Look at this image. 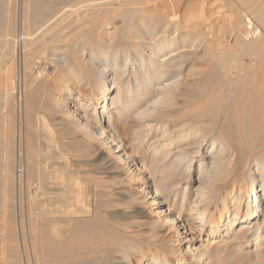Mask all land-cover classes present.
Masks as SVG:
<instances>
[{"label": "bare ground", "instance_id": "6f19581e", "mask_svg": "<svg viewBox=\"0 0 264 264\" xmlns=\"http://www.w3.org/2000/svg\"><path fill=\"white\" fill-rule=\"evenodd\" d=\"M175 1L137 0L125 6L121 0H21V3L16 1L20 7H16V4L15 8L18 9H15L13 0H0L2 44L10 41L18 25L22 31L23 28L33 32L54 30L56 38L62 36L64 41L71 38V44L68 45L62 42V45L58 44V40H44L45 43L50 42V45L35 50L37 56L38 53L48 55V60L58 64L65 75L59 96L49 90L47 95L44 94L46 98L43 99L44 96L39 103L27 100V130L34 127L39 131L45 130L50 122L47 112L54 110L58 116L62 115L58 117L61 121L59 123L63 124V120L74 123V132L80 133L79 140L95 138L101 144L112 143L114 147L110 146L109 151H112L114 158L125 166L127 172L139 171L140 177H143V164L131 158L126 150H133L142 136L156 128L158 120L178 122L177 126L169 127L171 129L167 128L156 136L154 141L159 143L149 148L151 152L148 158L155 161L152 164V170L156 173L154 177L159 178H154L152 182L142 178L145 195L149 200L147 204L155 206L152 211L157 214L156 222L159 224L153 225L143 220L138 225H132L123 224L120 220L126 217L143 218V212L139 210L141 207L132 206L127 209L121 205L120 208L114 204L116 199L107 196L108 193H101L103 198H97L96 181L82 178L79 171L81 165L76 157L69 159L58 150L59 145L54 140L58 138L57 134L54 137L51 132H45L47 134L43 133L44 136H35L28 131L24 133L23 142L21 134H17L16 141H13V131L6 125L8 117H1L0 191L5 196L12 190L10 178L13 176L10 168L15 153L24 166L28 189H32V192H28H31L28 206L29 247L22 248L21 259L13 264H239L248 258L244 254L246 252H242L244 242H252L254 246L264 242V33L257 26L264 27V0H256L255 5L252 4L254 0H247V12L244 11L246 13H242L232 23L235 46L229 49L228 42L224 45L219 39L217 46L214 42L215 47L206 48L207 53L204 51L208 57L203 64H192L185 70L186 76L193 78L194 88L184 107L179 109L174 107L173 100L182 82L180 78L184 68L181 58L189 51L188 47H196V43L190 46L183 44V35L179 31L199 30L203 36L199 37L202 42L206 40V30L202 22L193 17L195 14L191 16L181 12L183 17L177 19ZM138 11L152 12L154 17L142 27L131 25L130 15ZM116 15L122 17L119 21L121 25L111 32L108 29L115 26ZM20 36L22 40L25 38L24 35ZM28 37L25 39L27 42L30 40ZM165 49H170L167 54L157 55ZM240 55L248 56L250 60L242 61L238 57ZM22 65L33 69L28 62ZM31 69L28 74L33 73ZM35 75L40 76L39 71L32 77L36 78ZM73 84L92 90L87 101L78 102L84 105L82 111L72 103ZM56 86L58 88L60 85ZM13 88V80L0 72V96L4 95L8 101H12L13 93H16ZM87 107L89 113L86 112ZM125 110L140 125L131 131L128 146L119 140L115 124L109 121V118L114 121L122 119L119 115ZM88 114L91 120L82 122ZM153 115L160 119H155ZM41 139L45 140L44 144ZM209 140L208 154L203 153L202 149ZM176 143L181 145L171 156V150H163ZM149 147H152V143ZM184 152H191V155L186 159V167L180 174L182 177L191 170L193 163L196 164L194 169H205L204 173L199 174V184L195 188L191 206L187 209L190 215L192 212L197 214L194 217L197 224L193 231L198 236L203 233L211 238L220 237L223 232H231L233 237L227 242L212 239L211 242L203 243L199 239L196 244L195 235L181 216L183 204L175 215L166 206L167 198L163 194L167 187L164 183L167 175L179 168ZM189 176L184 179L179 176L175 184L185 183L183 189L187 190ZM118 192L112 195L121 193ZM123 198H119L120 201ZM4 204L6 202L2 198L0 205L3 208ZM235 225H238L237 228ZM166 228L168 231L165 234L173 233L178 248L170 246L173 239L169 238V234V240L159 234ZM180 228L189 231L181 239ZM1 229L0 241L4 243L7 235ZM260 249L256 250V259H262V256L257 257ZM27 253L28 258L25 256Z\"/></svg>", "mask_w": 264, "mask_h": 264}, {"label": "rangeland", "instance_id": "374dc122", "mask_svg": "<svg viewBox=\"0 0 264 264\" xmlns=\"http://www.w3.org/2000/svg\"><path fill=\"white\" fill-rule=\"evenodd\" d=\"M16 1L21 3V0H13L14 8H15L16 4H17L16 7H20V5H19L20 3H16ZM132 1H137V0H121L123 5H125V6L131 4ZM255 1L256 0L253 1V3H252L253 5H255ZM203 2H202V0H176L174 2V8L177 11V16H178L177 19H179L180 16L183 17V13L185 15L191 14V16H193L195 14L193 17H195V19L198 20V22L201 21L203 24L202 27L205 28V30H206L205 31L206 40L202 41V42H201L200 38H203V36L199 30L195 31L193 29H185V30L181 29L179 31L183 35V39H181L183 44H188L190 46L191 44L196 43L195 46L197 47V45H198V47H197V49L194 46L191 48L188 47L189 49L188 48L187 49L189 51H186L185 53L183 52L185 55L183 58H181V61H183L182 64H183L184 70L182 71L183 74H181V75L184 78L183 79H182V77L180 78V80H182L183 83L180 82L181 86L180 85L178 86L177 95L174 96L173 103H174V107L176 109H179V107L180 108L184 107V105L186 104L185 102L189 98L188 95H190V91H192L191 89L194 88V85L192 84L193 78L192 77L188 78L186 76V71L189 69V66H191L192 64H197V65L203 64L205 62V59L208 57L206 54L207 50L212 48V47H215L214 45L216 43H217L216 44V46H217L219 39L222 40V44L224 43V45H225V43L227 44V42H228L229 46L227 45V48L229 47V49H231L233 46H235L234 45V36H235L234 33L235 32L232 30V23L236 19H238V16H241L242 13L247 12L246 11L247 10V0H203ZM200 5H202V6L204 5V6L202 7ZM185 6L188 8H186ZM197 6H198V8L200 6V8H199L200 10L197 8ZM191 8L194 11H192ZM204 8L205 9L207 8L206 12H204L205 11ZM15 9H18V8H15ZM195 9H197V10L195 11ZM188 10H190L191 13L190 12L187 13ZM198 11H199V13H198ZM244 11H246V12H244ZM181 12H183V13L181 14ZM198 14H200V15H198ZM137 15H139V16H137ZM209 15H211V16H209ZM152 16L154 17V14L152 12L149 13V12L138 11L135 14L130 15L131 21H132L131 25L133 24L137 27L140 25L142 27V25L144 23L153 19ZM201 17H202V19H199ZM121 19H122V17L120 15H116L115 16V26L116 27L115 26L110 27L108 30L113 32L114 28L116 29V28L120 27L121 22H119V21H121ZM133 19H134V21H133ZM253 21H254V23H256L255 17H253ZM16 25H18L17 22H16ZM18 26H20V25H18ZM18 26H15V29L12 32L13 35L11 34L12 38L10 37L9 38L10 41H7L8 44L7 43L2 44L1 43L2 41H0V43H1L0 48L1 47L3 48V49L1 48V50H0L1 51L0 52V60H1L0 62L2 63V64L0 63V72L2 75L6 74V76L8 78L13 80V87H14L13 90L16 92V93H13V96H16V97L12 96V98H11L12 101H8L4 95L0 96V118L1 117H3V118L8 117L7 118L8 122H6V125L11 127L10 129L13 131V141L14 140L16 141L17 134H19V135L21 134V138H22L21 142H23V137L25 136L24 133H27L28 131L31 132V134H33L35 136H44L45 134H47L45 132H51L52 135H54V137L55 136L57 137V135H58V138H54V140H56V143L59 145L58 146L59 148L57 147L58 150L62 152L63 156L68 157L69 159H74L76 157L75 159L77 161H79V163L81 165L79 167V171H80V176H82V178L93 179L96 181L95 188H96V191L98 193L97 198H103L101 193H108L107 196H109L110 198L116 199V202L114 204L120 208H122V206H123V208H127V207L130 208L132 206H137L138 208L141 207L139 210L141 212H143V214H142L143 218H135L134 217L135 218L134 219V218H127L126 217V218H123L122 220H120V222H122L123 224H132V225L137 224L138 225L139 222L144 220V221L152 223L153 225L159 224V222H156V219H158V216H157V214L155 215V213L153 212L155 209V206H150V204H147V203H149V200H147V196L145 195L146 190H145L144 185L142 184V180H143L142 178H147V180L150 179L149 180L150 182H152V180L154 178H156V177H154L156 174L155 170H152V169H154L152 164H154L155 161L152 160L151 158H148V156L150 155L151 149L154 148L159 143V141H154V139L157 138L159 136V134L162 133V131L164 132L165 130H167V128L171 129L174 126H177L178 122L177 121L176 122L162 121L158 116L153 115L152 117L155 116L156 117L155 119H160V120H158L159 124L156 126V128L154 127L153 130L147 132L144 136H142L140 138V140H138V142L136 143L133 150H130V148L126 150V152L129 155H131V158L135 159V161H137V162L140 161L143 164V171H144L143 177H140V174L138 173L139 171L133 170V171L127 172L126 168H124L125 166H123L117 159L114 158L112 151H109V147L111 146L112 143L101 144V142L100 141L98 142V140H96L95 138H94V140L93 139L79 140L80 133L74 132V123L73 122L68 123L66 120H65V122H67V123H65L64 120L62 121L63 124L59 123L61 121H59L60 118H58V117H60L62 115L58 116V114H55L54 110L47 112V118H49L48 121H50V122H48L49 126L45 130L39 131L40 129H38L36 127H34L35 129L32 128V129L27 130L25 127L26 126L25 124L27 121V119L25 120V113H27L26 111L28 110L27 100H34L37 103H39L40 101H42V98L45 95H47V92L49 90L55 92L56 96H59L61 93L60 91L62 89L61 83H62V80H64V75H65V72L62 71L63 69L58 64L52 63V62H50V60H48V58H47L48 55H45V54L42 55V53H40V54L38 53V56H37L36 55L37 52L35 50L38 51V49L39 50L41 49L40 47H43L44 45H47V46L50 45V42L52 40H58L59 41L58 44L62 42L63 45H66V43L68 45L71 38H68L67 40L64 41L62 39V36L58 37V38L55 37L57 33L54 34L55 33V32H53L54 30H51L52 33L50 31L42 32V31H38V30L33 32L30 30H27V28H23V31H22V29L21 28L19 29ZM135 26H133V27H135ZM257 26L264 33V27L262 28V26H260V25H257ZM209 28H210V30H209ZM131 29H133V28L131 27ZM230 29H231V32H230ZM19 30H21V31H19ZM16 31H17V33H16ZM23 33H25V34H23ZM27 33H29V34H27ZM64 33L65 32L63 31L62 32L63 36H64ZM232 33H233V37H232ZM20 34L22 36L23 35L25 36V38L23 39L24 41L22 39H20L21 38ZM48 35L51 37H49ZM44 36H47L48 38L47 37L44 38ZM103 36H105V35H103ZM27 37L30 39L28 42L25 40ZM211 37H213V38H211ZM16 38H18V39H16ZM105 38H107V36H105ZM49 39H50V42L47 43L49 41ZM41 40H43V41L45 40L47 42L45 43V41L43 42ZM34 41H38V43L34 42ZM40 41H41V43H40ZM214 42H215V44H214ZM62 43H61V45H62ZM13 44H15V45L12 46ZM69 44H71V42ZM3 45H5V46H3ZM17 45H18V47H17ZM30 45H32V46L30 47ZM28 46H29V48H28ZM17 48H19V51ZM23 48H24V50H23ZM31 48L33 49L32 52H30L32 50ZM206 48H207V50H206ZM28 49H30V50L28 51ZM25 50H26V53H25ZM169 50L170 49H165V50L159 52L157 55L163 56L164 54H167ZM204 51L206 52L205 54H204ZM12 52L14 55L12 54ZM194 53L197 56L194 55ZM24 54H26V55H24ZM31 56H33L32 57L33 59L31 58ZM146 57H148V56H146ZM196 57H197V59H196ZM238 57L242 61L246 60L245 62H248L250 60V58L248 56H245V55H240ZM2 58H3V61H2ZM28 59H29V61H28ZM41 59L43 61H41ZM32 60H33V62H32ZM37 60H38V62H37ZM109 61H110V59H109ZM27 62L30 64V66H32L33 69L27 68V66L22 65V64L27 65ZM41 62L42 63L44 62V64H42ZM37 63H39L38 67H37ZM2 65H4V66H2ZM33 66H35V68ZM57 68H58V70L56 71ZM29 69H31V71L33 72V73H29L30 75L28 74ZM1 70L3 71V73ZM41 70H44V71L40 72ZM121 70H122V68L119 69V72ZM38 71L40 73V76L35 75L38 78L37 77L33 78L34 73L37 74ZM9 73L11 74L10 77H9ZM25 73H27V75H25ZM28 75H29V77H28ZM56 75H57V77H56ZM61 75H63V76H61ZM15 76H16V78H15ZM7 80H9V79H7ZM113 82H115V81H113ZM44 83H46V84H44ZM56 85H60L61 87L58 86V88H59L58 89ZM80 86H82V85H74L73 84L71 86L72 91H73V95H74V97L72 99V103L75 105V107L78 110L81 109V111H82L84 105H79L78 102L87 101V99H89L90 96L92 95V90L90 88L88 89V87L83 86L84 87L83 88ZM42 89H43V91H42ZM181 89H183V90H181ZM184 89H185V91H184ZM21 93H23V94H21ZM15 94H17L18 96ZM24 95H25V97H24ZM14 98H16V100H14ZM45 98H46V96L43 99H45ZM6 103L7 104L9 103L8 104L9 106ZM14 103L18 104V105H15ZM12 105L14 108L12 107ZM8 108H9V110H8ZM88 110H89V107H87L86 112ZM13 111H15L16 114ZM9 112H10V114H9ZM53 112H54V114H53ZM87 113H89V112H87ZM4 115H5V117H4ZM32 117H33V115L31 116V118ZM26 118H28L27 115H26ZM86 118L87 119H85L82 122L91 120L90 115L87 116ZM119 118H122L123 120L117 119V121H114L112 118H109V121L111 124H115V128H116L115 133L118 137L120 136V138H121V139L119 138V140L122 143L124 142L123 143L124 146H128V144L131 141L129 138L131 135V131L134 128L137 129L140 125L138 122H136V120L134 118H131V116L128 114L127 110H125L123 112V114L121 113L119 115ZM2 121H3V119H2ZM165 122H166V125H165ZM102 123L104 124V121H102ZM105 124H107V123H105ZM169 127H171V128H169ZM43 133H45V134H43ZM55 134H57V135H55ZM61 134H62V136H61ZM65 135H66V137H65ZM60 139H63L64 141H62V140L60 141ZM41 140H42V144H44L45 140H43V139H41ZM54 140H51V141H54ZM69 141H70V143H69ZM164 141H166V140H164ZM164 141H162V142H164ZM150 143H152V147H149ZM209 143H210V140H209V142H207V144L202 149L203 153L208 154V144ZM78 145L80 147H78ZM180 145H181V143H176L174 145H171L169 149L165 148L163 150L164 151L165 150H171L172 151L170 153V156H171V154H174L173 152L175 151V149H177L178 146H180ZM111 147H114V145H112ZM149 148H151V149H149ZM190 155H191V152H184L183 153V160L180 163L181 166L179 165V168H178L179 170L177 169L175 171H172L170 173V175H167L168 180L166 179L165 183H164L165 187H167V190H165L164 194H163V196L166 197L167 201H168V202L166 201V204H167L166 206L168 209H170L171 214L175 215L176 213H178V211H180L179 210L180 206H181V204H183V210L181 211V216H182L183 220H185L186 224H188L187 226H189L190 229L192 230L191 232H193V235H195L196 241H194V242L196 244H197L199 239L202 240L203 243L211 242L212 239H214L213 241H216V242H218V241L227 242L233 237L231 232L228 234H224V232H223V234L220 237L217 236V237L211 238V237H206L203 233H201L198 236V235H196V232L193 231L194 225L197 224L194 221L195 220L194 217H196L197 214L195 212H192L190 215V213L188 212L189 210H187V209L191 206V201H192V198L194 196L195 188H196L197 184H199V180H200L199 174L204 173L205 169L204 168H198V167H196L194 169V166L196 164L193 163L191 166V170L185 172L183 174V177H182V175H180V174H182L184 172L183 170L186 167V164H187L186 162H187ZM138 156H139V158H138ZM12 158L13 159L11 161V168H10L11 176H13L10 178V182L12 183V190L9 191V193H6L5 196L0 191V204L2 202V198L4 199V203L6 202V205L4 204L5 205L4 208H3V206L0 205V208H1V210H0V215H1L0 216V219H1L0 226L2 227L1 231H3V234L7 235L5 242L3 240L4 243H2V241H0V247H1L0 248V264H13L17 260L21 259L22 248L28 249V247H29L28 246L29 245V239H28L29 238V220H28L29 219V208H28V206H29V197L31 196L30 194L32 192V189L31 188L28 189V181L26 180V178L24 176L25 175L24 174L25 169L23 168L24 166H23V164H21V161L18 160L16 153H15V155L13 154ZM138 159H140V160H138ZM150 159H151V161H150ZM17 161H18V163H17ZM102 161H103V163H101ZM93 163H95V164H93ZM14 164H15V166H14ZM144 165H145V167L146 166L147 167L145 168ZM149 168H150V170H149ZM130 172L133 174H131ZM15 173H17V174H15ZM126 173H127V176H126ZM97 174H99V176ZM136 174H138V175H136ZM176 174L181 176L180 178H183V179L185 177H187V175H190L189 181L187 182V186H188L187 190L184 191V189H183V186L185 185V183L184 184H181V183L175 184L176 182L179 181L178 180L179 176H177ZM17 176H18V179H17ZM126 177L130 178V179L127 180ZM131 177H133V178H131ZM136 177H137V179H136ZM138 177H139V179H138ZM157 178H159V177L157 176ZM169 178H170V180H169ZM175 178H177V179H175ZM15 180H16V182H15ZM132 180H134V181H132ZM172 180H173V182H172ZM172 186H174V187H172ZM109 187H111V188H109ZM29 190L31 191L30 194L28 193ZM118 191L121 192L122 194L119 193ZM114 192H118L119 194L115 193L112 195V193H114ZM27 194H29V195H27ZM1 196H2V198H1ZM112 196H115V197H112ZM122 196L124 198H123V200L120 201ZM136 198H138V200ZM135 200H137V201L135 202ZM136 203H137V205H136ZM263 205H264V198H263ZM166 206L163 205L164 208H166ZM3 223H4V225H3ZM237 226L235 225V228H237ZM165 227H167V226H165ZM141 228H144V227H141ZM166 230L168 231L167 228L165 230L164 229L161 230V232H159V234H161L163 236V238L166 240H169V238L173 239V242L170 243V246L172 248H175V249L178 248L177 241L175 240L176 238H174L172 236L173 233L170 232V234L169 233L165 234ZM179 230H180L179 236L181 235L179 239H181V238H183V236H186L189 234V231H185L182 228H180ZM167 234H169L170 236ZM167 236H169V238ZM242 246H243L242 252H246L244 254L247 255L248 258H246V260H244L243 262H240L239 264H264V248H263L264 242L261 243L260 246H254V245H252V242L251 243L244 242ZM259 249H260V251H258L259 255H257V257L262 256V259L261 258L256 259V257H255V255L257 253L256 250H259ZM3 254H4V256H3ZM26 255H27L26 258H28V253L25 254V256Z\"/></svg>", "mask_w": 264, "mask_h": 264}]
</instances>
